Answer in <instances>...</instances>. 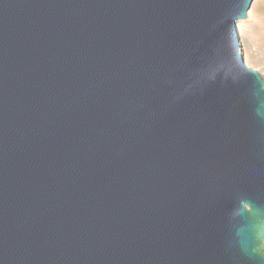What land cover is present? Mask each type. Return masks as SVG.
Listing matches in <instances>:
<instances>
[{
	"label": "water",
	"instance_id": "water-1",
	"mask_svg": "<svg viewBox=\"0 0 264 264\" xmlns=\"http://www.w3.org/2000/svg\"><path fill=\"white\" fill-rule=\"evenodd\" d=\"M253 0H0V264H264Z\"/></svg>",
	"mask_w": 264,
	"mask_h": 264
},
{
	"label": "rangeland",
	"instance_id": "rangeland-1",
	"mask_svg": "<svg viewBox=\"0 0 264 264\" xmlns=\"http://www.w3.org/2000/svg\"><path fill=\"white\" fill-rule=\"evenodd\" d=\"M242 20L245 28L242 48L251 63L248 66L264 77V0H253L247 18Z\"/></svg>",
	"mask_w": 264,
	"mask_h": 264
},
{
	"label": "bare ground",
	"instance_id": "bare-ground-1",
	"mask_svg": "<svg viewBox=\"0 0 264 264\" xmlns=\"http://www.w3.org/2000/svg\"><path fill=\"white\" fill-rule=\"evenodd\" d=\"M243 23H244V20H242V19L238 21V32H239L240 47H241V50H242V52L244 54V58L246 59L247 65H251L246 52L242 48L243 38H244V31H245V28H243Z\"/></svg>",
	"mask_w": 264,
	"mask_h": 264
}]
</instances>
